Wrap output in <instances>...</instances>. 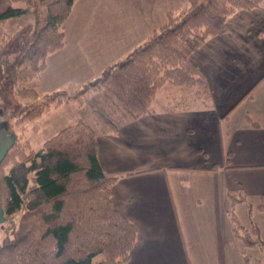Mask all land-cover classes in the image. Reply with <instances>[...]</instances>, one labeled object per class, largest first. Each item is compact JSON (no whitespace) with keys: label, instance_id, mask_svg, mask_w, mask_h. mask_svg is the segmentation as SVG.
<instances>
[{"label":"crops","instance_id":"obj_1","mask_svg":"<svg viewBox=\"0 0 264 264\" xmlns=\"http://www.w3.org/2000/svg\"><path fill=\"white\" fill-rule=\"evenodd\" d=\"M184 5L75 0L65 43L46 57L39 81L78 89L127 59ZM190 59L204 75L206 101L182 110L158 101L115 134L97 135L101 168L116 177L113 205L137 231L125 264H258L255 249L245 261L228 210L232 195L253 206L264 194V3L228 17ZM256 225L264 235V217Z\"/></svg>","mask_w":264,"mask_h":264},{"label":"trees","instance_id":"obj_2","mask_svg":"<svg viewBox=\"0 0 264 264\" xmlns=\"http://www.w3.org/2000/svg\"><path fill=\"white\" fill-rule=\"evenodd\" d=\"M74 2L0 0V100L4 107L12 104L16 122L33 120L51 103L61 102L59 95L40 94L28 84L40 80L46 57L63 47L64 23ZM263 3L185 0L179 10L167 12L165 23L127 59L79 86L77 96L96 90L87 105L92 123L78 118L29 153L21 152L15 137L0 168L14 149L20 158L0 179V207L18 220L11 239L0 243V264L127 263L137 231L113 205L116 177L101 168L97 135L115 134L124 122L152 111L158 101L164 110L206 101L204 75L190 55L219 34L236 11ZM23 98L33 102L21 107ZM244 202L245 196H230L228 216L245 261L250 262L246 250L255 249L260 253L258 264H264L259 227L246 228L236 214L237 204ZM258 209L264 212V194Z\"/></svg>","mask_w":264,"mask_h":264},{"label":"rangeland","instance_id":"obj_3","mask_svg":"<svg viewBox=\"0 0 264 264\" xmlns=\"http://www.w3.org/2000/svg\"><path fill=\"white\" fill-rule=\"evenodd\" d=\"M30 82L31 83H29L28 86L35 88L37 92L39 89L41 92L40 94H46L47 92V94L55 93L56 95H59L61 97V102L58 105L51 103L48 108H45L41 114H39L33 120H25L23 122L19 120L16 122V116L14 117L16 113H14L13 109L11 108L12 104L10 106L4 107L1 105L2 102L0 100L1 141H4L10 136H14L17 139V147L21 149V152L29 153L42 147L43 143L49 137L58 132L62 127L75 122L78 118H83L88 123L93 122V115L89 113L87 107L92 95L96 92V90H93V88H91L87 93L77 96L76 91L79 89V87L78 89L71 91V83L62 85L55 80H52L51 82H49V80H42V83L40 81ZM45 89H47V91H43ZM75 95L82 101V103H79L80 101L74 98ZM38 101L39 99L36 103H39ZM31 102L33 101L27 100L25 98L19 100L21 107L29 105ZM17 153L18 152H16L14 149V151H12L8 156L7 160L3 163L2 167L0 168V179L2 178L3 174L7 172L12 163L19 160L20 157ZM1 190L3 192L4 187H2ZM1 200H4V197H2ZM236 214L239 219H241L242 224L246 228L252 227L253 224L259 222L261 217H264L261 216L264 215V213L260 212L258 205L255 203V205L252 206L250 202L237 204ZM3 215L4 222L0 223V243L5 240V238L11 239V230L13 225H15L18 220L17 215ZM263 236L264 235H260V238L264 240Z\"/></svg>","mask_w":264,"mask_h":264},{"label":"water","instance_id":"obj_4","mask_svg":"<svg viewBox=\"0 0 264 264\" xmlns=\"http://www.w3.org/2000/svg\"><path fill=\"white\" fill-rule=\"evenodd\" d=\"M15 137L10 136L9 138L5 139L4 141L0 140V163L3 161V159L6 157L10 149L12 148L14 144ZM4 222V215L3 211L0 207V223Z\"/></svg>","mask_w":264,"mask_h":264}]
</instances>
